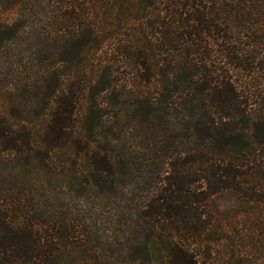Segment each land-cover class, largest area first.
<instances>
[{"label":"trees","instance_id":"trees-1","mask_svg":"<svg viewBox=\"0 0 264 264\" xmlns=\"http://www.w3.org/2000/svg\"><path fill=\"white\" fill-rule=\"evenodd\" d=\"M116 2L141 21L121 23L133 35L117 40V51L134 67L137 82H148L156 72L161 78V88L147 96L133 84L126 92L123 84L117 89L113 71L101 70L107 77L99 90L122 96L116 104L156 127L136 156L154 170L148 197L136 210L137 224L147 233L130 257L140 264H264V0L106 1ZM67 26L59 20L54 27ZM86 27L96 30L93 23ZM62 42L67 45L70 34ZM98 42L87 36L73 55L65 50L67 57L46 59L40 83L48 87L44 106L50 107L41 127H29L0 104V152L12 150L43 165L51 152L72 141L86 80L64 83L53 63L69 65ZM178 112L184 117L182 131H169L168 118ZM104 114L90 99L81 126L91 134ZM99 152L101 161L94 158ZM90 155L92 188H110L116 165L120 174L129 173V157L114 161L104 145ZM224 190L249 203L238 210L243 215L232 221L231 230L210 205ZM77 233L66 223L55 228L52 217L28 215L0 201V264H55L61 238Z\"/></svg>","mask_w":264,"mask_h":264},{"label":"rangeland","instance_id":"rangeland-1","mask_svg":"<svg viewBox=\"0 0 264 264\" xmlns=\"http://www.w3.org/2000/svg\"><path fill=\"white\" fill-rule=\"evenodd\" d=\"M106 1L0 0V104L6 105L9 115L25 119L29 127H41L50 107L44 106L48 87L40 83L47 69L46 59L67 57L70 54L65 50L73 55L87 36L99 39L92 48L84 47L69 65L53 63L58 74L64 73V83L75 86L81 76L86 80L75 114L72 141L51 152L43 165L12 150L0 152V201L28 215L52 217L57 229L66 223L78 231L71 238H61L63 250L55 264L84 259L88 264H140L141 260L132 259L128 252L147 233V227L141 229L137 224L136 210L140 201L148 197L154 167L149 160H138L136 156L145 145L143 138L156 127L116 104L122 96L115 98L99 88L105 85L107 75L101 70L107 66L117 79V89L123 84L125 92L133 84L143 94L153 96L161 88V78L158 72L146 83L134 78V67L117 51L116 41L132 36L133 32L126 27L141 21L135 18L133 10H119V2L110 6ZM134 2L137 0H130ZM59 20H65L68 26L58 30L54 26ZM124 21L128 25H121ZM90 23L96 25V30L86 27ZM6 30L9 33L2 34ZM67 34L70 42L65 45L62 41ZM45 78L49 82V73ZM90 99L105 114L99 128L88 134L81 123ZM183 118L181 112L168 118V130L182 131ZM88 136L95 140L86 141ZM159 144H149L148 148ZM98 145H104L114 161L129 157V173L120 174L116 165L110 188L104 184L92 188L88 183L94 167L90 152ZM102 157L101 152L94 156L98 161ZM210 205L219 214L220 223L231 230L232 221L243 215L238 210L249 203L224 190L210 198Z\"/></svg>","mask_w":264,"mask_h":264}]
</instances>
